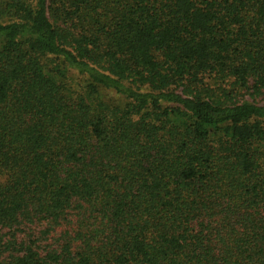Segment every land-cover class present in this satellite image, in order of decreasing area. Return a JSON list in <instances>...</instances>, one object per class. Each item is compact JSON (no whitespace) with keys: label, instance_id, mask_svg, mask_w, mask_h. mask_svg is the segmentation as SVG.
I'll use <instances>...</instances> for the list:
<instances>
[{"label":"trees","instance_id":"obj_1","mask_svg":"<svg viewBox=\"0 0 264 264\" xmlns=\"http://www.w3.org/2000/svg\"><path fill=\"white\" fill-rule=\"evenodd\" d=\"M0 264H264V0H0Z\"/></svg>","mask_w":264,"mask_h":264},{"label":"rangeland","instance_id":"obj_2","mask_svg":"<svg viewBox=\"0 0 264 264\" xmlns=\"http://www.w3.org/2000/svg\"><path fill=\"white\" fill-rule=\"evenodd\" d=\"M72 81L74 85L76 86V88H80V86L84 83L83 79H81L79 76H76V75L73 76ZM111 97H113V95H111Z\"/></svg>","mask_w":264,"mask_h":264}]
</instances>
